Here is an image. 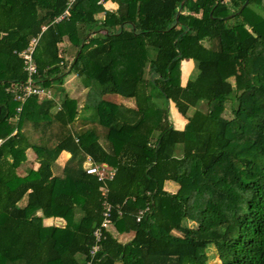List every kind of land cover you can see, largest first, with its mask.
Wrapping results in <instances>:
<instances>
[{"label":"trees","instance_id":"trees-1","mask_svg":"<svg viewBox=\"0 0 264 264\" xmlns=\"http://www.w3.org/2000/svg\"><path fill=\"white\" fill-rule=\"evenodd\" d=\"M32 38L34 80L51 98L21 105L8 89L28 78L19 54ZM184 60L196 68L182 85ZM69 74L88 89L84 130L63 88ZM226 104L228 119L201 109ZM32 115L44 121L30 138ZM28 149L39 166L19 176ZM81 153L115 171L112 226L134 232L122 245L108 231L93 258L101 182ZM211 246L221 264H264V0H0V264H209Z\"/></svg>","mask_w":264,"mask_h":264},{"label":"built area","instance_id":"built-area-1","mask_svg":"<svg viewBox=\"0 0 264 264\" xmlns=\"http://www.w3.org/2000/svg\"><path fill=\"white\" fill-rule=\"evenodd\" d=\"M76 0H68V8L75 3ZM64 16H68V10H65ZM60 19V18H59ZM39 38H32L29 42L28 47L19 54L23 59L24 70L27 73V80L22 84H12L8 92L14 97V100L23 105L26 100L30 97L36 96L41 99L51 98V93L49 91L43 90V88L38 85L34 80V75L36 74V65L34 63L32 54L36 47ZM21 108H18L20 111ZM75 142H78V139H75ZM84 164V171L87 175L94 176L98 182H101V198H102V211H101V222L98 227L94 229V245L91 248L90 255L92 258L97 254L100 249V242L104 239L105 233H107L112 225V210L113 206L108 200V187L106 181L111 180L114 176L115 171L109 169L106 165L94 163V161L87 157ZM87 163V164H86Z\"/></svg>","mask_w":264,"mask_h":264},{"label":"crops","instance_id":"crops-1","mask_svg":"<svg viewBox=\"0 0 264 264\" xmlns=\"http://www.w3.org/2000/svg\"><path fill=\"white\" fill-rule=\"evenodd\" d=\"M104 8L106 9V10H108V11H115L116 9H117V5L115 4V3H113V2H111V1H107V2H105L104 4ZM100 19H102V14L101 15H99L98 16ZM66 41V40H65ZM68 42H64L62 45H60V46H63V48H67L68 47ZM74 52V49H72V52L71 53H73ZM183 62V61H182ZM194 62L192 61V60H186L185 62H183V63H181V66H184V70H185V73L186 74H184L183 76H181V82H182V85H184L185 83H186V81L189 79V75L191 74L192 75V73H194V71H195V69H194V67H193V64ZM190 66H192V67H190ZM76 77V76H75ZM77 78V77H76ZM77 80L79 81V82H81L80 80H79V78H77ZM82 84V83H81ZM76 85V84H75ZM64 89H65V92L67 93V95L69 96V98H71V99H74L75 101L77 100L76 99V96L77 95H79L81 92H80V90L78 89V85H77V87H75L74 88V90H75V96H70L69 94H68V92L66 91V87H63ZM83 91L84 90H86V88L83 86V89H82ZM109 97H111L112 95H108ZM108 96H106V97H108ZM120 97V96H119ZM57 98V97H56ZM114 98V97H113ZM122 100H130V101H132V99H122ZM56 101H57V99H56ZM108 101H110V100H108ZM111 102V101H110ZM59 105H60V103L59 102H57ZM114 103V102H113ZM132 103H134V108L136 107L135 106V102H134V100L132 101ZM57 104V105H58ZM118 104H122V103H118ZM170 104H172L173 105V103H170ZM77 105H78V103H77ZM126 106V105H125ZM174 106V105H173ZM79 107V106H78ZM57 109V108H56ZM77 111L79 112V110L77 109ZM171 112V111H170ZM177 115H178V113H177ZM176 115V116H177ZM176 116H174V118H175V120H177L176 119ZM35 120H39V121H44V120H42V118H39V117H36V116H34V115H32V116H29V120L28 121H26L25 122V124H24V127H23V129H22V131L24 132V133H26L30 138H32V137H37L36 135H37V133L39 132V131H37L36 129H38V128H40V130H41V128L42 127H37V124H35V123H37V121H35ZM78 121V119L76 118V121H75V123ZM80 124H83V123H80ZM85 125H88V126H85ZM85 125H83V126H81V125H79V127L81 128V129H86V127H90L91 125L89 124V123H87V124H85ZM185 125V124H184ZM184 125H179V126H177V127H175L177 130H183L184 129ZM75 126L76 125H74V128H75ZM68 127H72V125H69ZM57 128H59V125L58 124H56V123H54V124H51L50 126H49V129L48 130H57ZM74 128H71L72 130L74 129ZM27 151H31L32 153H34V151L32 150V149H28ZM27 151H26V161L25 162H23L22 164H21V166L17 169V174L19 175V173H18V170L19 169H21V170H23L24 171V173L23 174H21V175H19V176H25L26 174H27V172H28V170L29 169H33V170H36L37 168H38V163H37V161H36V155H35V153H34V159H33V161L32 160H30V159H28L29 157L27 156ZM70 157H71V155L68 153V152H66V151H63V152H61L60 153V155H59V157L57 158V160L55 161V164L53 165V174L54 175H57V176H61L62 174H61V172H62V169L65 167V165L67 164V162H68V160L70 159ZM87 157H90L91 158V156H89V155H87V154H83V153H81V156H80V158L82 159L83 158V165L85 164V162H86V158ZM92 159V158H91ZM29 162H32V163H29ZM94 163H96V162H94ZM87 164V163H86ZM101 164H103V165H105V163H101ZM107 166V165H106ZM84 167V166H83ZM107 167H109V166H107ZM110 169H111V167H109ZM172 183L173 182H171V181H166L165 182V184H164V190H166V191H168V192H171L172 193V191L171 190H168V188H169V186H171L172 185ZM175 193V192H174ZM25 204H26V199L24 198L20 203H19V206H21V207H24L25 206ZM37 215L38 216H41V212H38L37 213ZM57 221V226L56 227H63L64 226V222L61 220V219H59V218H44L43 219V224L45 225V226H55V225H53V222L54 221ZM109 234H110V236H112L114 239H115V241L117 242V243H120V244H122V245H124V244H126V243H128L129 241H131L132 239H133V237H134V232L133 231H130V232H123V233H119L115 228H114V226L110 229V231H109Z\"/></svg>","mask_w":264,"mask_h":264},{"label":"rangeland","instance_id":"rangeland-1","mask_svg":"<svg viewBox=\"0 0 264 264\" xmlns=\"http://www.w3.org/2000/svg\"><path fill=\"white\" fill-rule=\"evenodd\" d=\"M61 49H63V46H60ZM72 52V51H71ZM73 54V53H72ZM186 60H184L183 62H185ZM181 62V63H183ZM193 67L194 69L196 68L195 67V63H193ZM192 67V66H190ZM180 73H181V76H183L185 73V70H184V66H181L180 68ZM189 77H193V73L192 75L190 74ZM76 84V85H75ZM78 85V89L80 90V94L76 96V108L79 110V117H78V121L76 122V128H79V125H80V120L82 119V114L83 116L85 117H90V112H85V110L83 109V105H84V101H85V98H86V95H87V92H88V89L86 90H82L83 89V85L81 84V82H79L77 80V78L75 77L74 74H69L65 77L64 79V83H63V87H66V91L68 92V94L70 96H75V90L74 88L77 87ZM114 97V98H113ZM108 100H110L111 102H114V103H122L123 105H126L128 107H134V103H132V101L130 100H122L123 98L119 97V96H115V95H112L111 97H106ZM78 103V105H77ZM79 106V107H78ZM202 111L204 112H208L209 115H212V116H220V117H223V118H230L231 117V113H230V106L229 104H226L224 105L222 108L220 107H217V106H207V105H203L201 107ZM57 109H55L54 111H56ZM169 110L171 111L170 113V121L172 122V124L177 127L179 125H186L187 121L185 118H183L182 116H180L179 114L177 115V111L175 109V107L172 105V104H169ZM85 114V115H84ZM177 115V116H176ZM174 116H176V119L174 118ZM184 125V127H185ZM85 126H88V125H85ZM88 128V127H87ZM99 132L101 133L102 132V129L99 128ZM180 150L181 149H178V151H176V155H180ZM27 156L29 157L28 159L32 160L34 159V153H32L31 151H27ZM29 163H32V162H29ZM97 164H101V163H97ZM18 173L19 175L23 174L24 171L19 169L18 170ZM216 184H219L220 181H215ZM179 186L175 183H172L171 186H169L168 190H171L172 193H176L177 190H178ZM166 191V190H165ZM171 193V192H170ZM193 223H190L189 225H192ZM53 225L57 226V221L55 220L53 222ZM113 226L111 225L110 229L112 228ZM109 229V231H110ZM207 256H208V263L209 264H221L220 260H219V257H218V254H217V250L214 246H211L208 250H207Z\"/></svg>","mask_w":264,"mask_h":264},{"label":"water","instance_id":"water-1","mask_svg":"<svg viewBox=\"0 0 264 264\" xmlns=\"http://www.w3.org/2000/svg\"><path fill=\"white\" fill-rule=\"evenodd\" d=\"M179 14V13H178ZM96 227V223H94L93 225H92V229H94Z\"/></svg>","mask_w":264,"mask_h":264}]
</instances>
